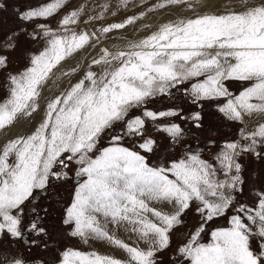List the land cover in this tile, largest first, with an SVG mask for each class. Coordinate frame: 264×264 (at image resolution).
<instances>
[{"label": "snow or ice", "instance_id": "6c2138e0", "mask_svg": "<svg viewBox=\"0 0 264 264\" xmlns=\"http://www.w3.org/2000/svg\"><path fill=\"white\" fill-rule=\"evenodd\" d=\"M203 2L157 0L139 14L93 31L77 30L84 6L63 14L56 29L35 24L29 38L43 47L30 55L22 71L8 75L7 95L0 99V133L21 121L32 128L34 114L42 111L43 116L30 133L0 140V238L46 234L35 208L29 209L34 218L24 223L26 204L34 203L35 193L46 190L50 181L67 179V169L75 164L77 186L64 224L85 244L103 241L124 255L68 248L59 264H158V254L170 247V233L183 225L182 217L193 205L199 226L176 249L172 259L177 264H264V188L254 192L251 202L238 198L245 185L241 158L264 155V0L198 11ZM68 3L50 0L19 13V18L48 21ZM129 5L137 6L133 0H117L111 15ZM4 7L0 0V9ZM174 8L187 11L166 22L144 23L142 30L149 34L139 40L120 35L116 39L122 44L101 46L107 45L110 33L136 26L150 13L167 10L171 15ZM109 9L108 3L101 5L83 23L104 20ZM14 48L15 43L7 46ZM87 50L96 54L85 67L82 53ZM77 54L75 67L64 63ZM7 65L8 57L0 54V70ZM81 70L83 75L73 82ZM58 81L68 86L61 90ZM228 81L244 86L236 94ZM49 83L50 94L44 95ZM173 89L199 108L203 102L222 100L217 111L242 125L239 139L223 143L214 163L199 149L156 166L141 154L152 153L156 145L144 138L146 121L167 120L156 124V130L173 143L185 135L173 118L203 127L200 111L182 115L179 108L147 107L158 97L171 96ZM137 110L140 114L132 115ZM106 135L107 146L100 147ZM137 137L142 142L125 146V138ZM229 212L228 226L210 230V239L203 242L208 225ZM121 231L127 239L118 235ZM0 264L27 262L14 256Z\"/></svg>", "mask_w": 264, "mask_h": 264}, {"label": "rangeland", "instance_id": "374dc122", "mask_svg": "<svg viewBox=\"0 0 264 264\" xmlns=\"http://www.w3.org/2000/svg\"><path fill=\"white\" fill-rule=\"evenodd\" d=\"M45 2H50V0H3L5 7L0 9V54L8 57V65L7 68L0 70V99L5 98L7 95L8 75L22 71L28 65L30 55L37 53L43 47L42 42L33 41L29 38V33L34 31L35 24L46 23L51 28L56 29L63 14H66L69 10L84 6L85 16L81 18V23L77 27V30L84 29L93 31L95 28H99L102 25L121 22L128 16L139 14L150 5L156 3L157 0H133V4L137 6L129 5L127 9H120L116 12L115 16L111 15V11L115 10L117 0H69L68 6L64 9V12L48 21L37 20L32 23H26L19 18V13L36 8ZM105 3L110 5V9L109 12L106 13V18L104 20L96 21L93 25L83 23V21L87 19L88 14L98 13L101 11V5ZM176 9L180 10L182 8ZM160 13L161 12L150 13L146 18L159 15ZM13 33H17L18 35L10 40L9 37L12 36ZM111 34L112 33L109 35ZM117 36L118 35L110 37L108 41V43L110 42L108 45L109 47L115 44V42H120L116 39ZM12 43H15V48L7 50V46ZM120 44H122V42ZM90 60L91 58H88L87 64L84 65L85 67H87ZM82 75L83 70L74 78L73 82ZM226 84L229 90L236 94H238L244 86L242 82L236 81H228ZM67 86V83H64L61 90ZM180 87L183 89L187 87V85H181ZM217 103H223V101L203 102V107L199 108L197 105L189 102V98L184 95L183 91H178L176 89L172 90L171 96H161L151 101L147 107L152 110L179 108L183 110L181 113L182 115H188L192 111H200L203 116V127L195 128L192 126L191 121L181 120L179 117L173 118V122L179 123L185 130V135L180 138L178 142L173 143L165 133L156 130V124L167 123V120H160L155 124L151 121H146L144 138L150 137L154 139L156 145L152 153L142 152L141 154L146 155L149 163L156 166L168 160L170 162L175 159L183 158L186 152L197 149L195 146L198 147V145H202V147H199V150H202L205 144L210 143L209 140L224 141L223 139H225L229 141L239 139V129L242 125L225 119L223 115L217 111ZM41 114L42 112L34 114L32 128H28L26 132L30 133L36 124L40 122ZM137 114H140L138 110L132 113V115ZM118 127L120 126L118 125ZM3 134L4 132L0 133V140L10 138L9 135ZM108 139L109 137L106 135L101 140L100 147L107 146ZM134 142L139 143L142 141L139 137L135 138L134 141L128 138L124 140L125 146L129 147H131ZM183 145L185 146L182 147ZM207 146L209 147L210 145L208 144ZM220 146H217L214 151H219ZM261 152H264V149H261ZM212 161L214 163V159ZM240 163L243 165L245 185L243 196L238 198L251 202L254 198V192L264 188V155L257 158L254 155L247 154L241 158ZM75 169L76 165L72 164L71 167L67 169V179L50 181L46 190L37 191L35 193L34 203L26 204L28 215L24 223L27 224L34 218V214L31 213L29 209L35 208L37 213L43 217L40 226L46 229V234L36 236L31 232H25L22 239L11 240L7 236L0 238V261H3L5 258L17 256L22 257L27 264H59L62 251L68 248L81 251L95 250L101 254H107V252L108 254L117 253L119 254L118 258L123 257L124 254L121 250L115 249L103 241H89L85 244L80 238H74L70 235L71 226H66L63 221L65 219V210L72 202L74 190L77 186ZM161 208L165 209V207ZM231 214L232 213L229 212L228 216L219 218L217 222H215V220L211 222L209 226L210 230H214L218 226H228V218ZM186 217L187 216H184V218ZM193 221H199V217L196 213ZM192 225L193 223H191V225L189 223L187 227L189 228ZM190 229L191 227L188 229L190 232L195 231V228ZM28 233L30 236L26 235ZM118 235L127 239L126 234L122 231L118 233ZM205 238H207V236L204 234V239ZM28 240L29 242H26ZM181 242L182 240L178 239L175 245ZM174 256L170 255V250L168 248L158 254V264H177V261L172 259ZM161 258L164 260H161Z\"/></svg>", "mask_w": 264, "mask_h": 264}, {"label": "bare ground", "instance_id": "6f19581e", "mask_svg": "<svg viewBox=\"0 0 264 264\" xmlns=\"http://www.w3.org/2000/svg\"><path fill=\"white\" fill-rule=\"evenodd\" d=\"M237 3H238V0H204L203 6L198 8L197 10L201 11V12L202 11H208V10H211V11H217V10L223 11L225 8H227L229 6H235ZM186 11H187L186 9H180L179 10V9L174 8V9L171 10V15H169L168 11L166 10L164 12H161L159 15L149 16L145 20L138 22V24L136 26L129 25L128 27H126L123 30H118V31L112 33L111 35H109V37H113V36H116V35H118V36L125 35L128 38H130V39L139 40L140 38H142V37H144V36L149 34L147 31L142 30L141 26L144 23L158 24V23L166 22L168 19L173 18V17H175L177 15H180V14L186 12ZM120 43H121V41L120 42H115V44H120ZM109 44H110V42L107 43V45H101V46L102 47L103 46L109 47L108 46ZM109 48H111V47H109ZM90 52H91V55L89 54ZM82 54L85 57H87V59L84 61V65H86L87 61H88V58H92V56L95 55L96 52L92 51V50H87V51H84ZM79 55L80 54H77L75 57L69 59L68 61H66L64 63H66L70 67H75L76 59L78 58ZM57 83H59L60 88H61L64 85L65 82L58 81ZM49 87H52L51 83H49V85H47L45 87V90H44V93H43L44 95H49L50 94L48 92V88ZM42 116H43V112L41 114V118H42ZM41 118H40V121H41ZM27 129H28L27 124L24 121H21V122L17 123L15 126H13L10 129H8L6 132H4L3 135H7V136L9 135V137H12V136H14L17 133L26 132ZM111 254L116 256V257H119V254H117V253H110V255Z\"/></svg>", "mask_w": 264, "mask_h": 264}, {"label": "crops", "instance_id": "0c3cea01", "mask_svg": "<svg viewBox=\"0 0 264 264\" xmlns=\"http://www.w3.org/2000/svg\"><path fill=\"white\" fill-rule=\"evenodd\" d=\"M224 141H220V140H209L210 143H207L204 145V148L201 150L202 151V154H203V158L204 159H207L209 160L210 162H213L212 160L215 158V155L218 151H214L215 148H217V146H220L222 145L223 143H225L226 141L228 140H225L223 139ZM202 144V143H201ZM210 145L209 147L207 145ZM197 149H200L199 147L195 146ZM202 147V145H201ZM166 162H169L166 161ZM171 162V161H170ZM215 162V161H214ZM158 207H165L164 210H168V206L166 205H160ZM195 205H193V209H194ZM193 209H190L189 211H187V213L184 215V216H187L186 218H184L183 216V225L181 226H177L174 228V230L170 233V236H171V241H170V247H169V250H170V255L174 256L176 254V249L178 248V246H181L183 245L187 239L190 237V235L194 232V231H189L188 229L191 227L192 228H197L199 226V222L200 221H193L195 219V211ZM218 220H215V222H217ZM191 225V223H193L192 226H190L189 228L187 227V225ZM210 224L208 225V231H206L205 235L207 236V238L204 239V234L202 235V239H204L203 242H208V240L210 239ZM188 228V229H187ZM190 229V230H191ZM185 230V231H184ZM209 234V236H208ZM184 238V239H183ZM180 239L182 240V242L177 246L175 245V243L177 242V240ZM108 254V252H107ZM110 255V254H109ZM112 255V254H111ZM161 260H164L163 258H161ZM158 262H159V257H158ZM173 264H176V263H173Z\"/></svg>", "mask_w": 264, "mask_h": 264}, {"label": "water", "instance_id": "95a60500", "mask_svg": "<svg viewBox=\"0 0 264 264\" xmlns=\"http://www.w3.org/2000/svg\"><path fill=\"white\" fill-rule=\"evenodd\" d=\"M26 235H29V233L28 234H26ZM30 236V235H29ZM27 237V236H26ZM30 240V239H29ZM29 240L28 241H26V242H29Z\"/></svg>", "mask_w": 264, "mask_h": 264}, {"label": "flooded vegetation", "instance_id": "af4514ba", "mask_svg": "<svg viewBox=\"0 0 264 264\" xmlns=\"http://www.w3.org/2000/svg\"><path fill=\"white\" fill-rule=\"evenodd\" d=\"M185 145H183L182 147H184ZM198 147H201V145H198Z\"/></svg>", "mask_w": 264, "mask_h": 264}]
</instances>
